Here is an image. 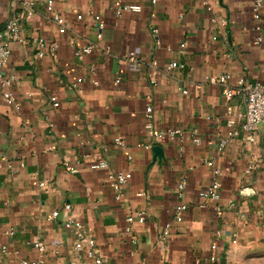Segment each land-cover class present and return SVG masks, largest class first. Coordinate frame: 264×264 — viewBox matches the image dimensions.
I'll return each instance as SVG.
<instances>
[{
    "label": "crops",
    "instance_id": "crops-1",
    "mask_svg": "<svg viewBox=\"0 0 264 264\" xmlns=\"http://www.w3.org/2000/svg\"><path fill=\"white\" fill-rule=\"evenodd\" d=\"M28 1L34 12L3 72L16 81L6 87L0 80V264H95L75 249L87 237L104 264H211L214 244L223 264H264V125L250 143L240 99L228 100L217 81H264V0L259 32L258 0ZM10 2L0 0V27ZM49 2L64 25L49 18ZM122 4L142 11L119 15ZM90 43L98 48L79 58ZM131 53L140 62L127 61ZM153 61L184 67L157 73ZM175 129L182 140L155 136ZM100 160L108 167L92 169ZM208 162L221 172L219 201L199 196L212 181ZM112 172L132 177L115 190ZM182 203L189 210L177 223ZM142 214L144 223L127 222ZM68 221L83 231L65 228ZM168 223L171 233L160 240Z\"/></svg>",
    "mask_w": 264,
    "mask_h": 264
},
{
    "label": "built area",
    "instance_id": "built-area-1",
    "mask_svg": "<svg viewBox=\"0 0 264 264\" xmlns=\"http://www.w3.org/2000/svg\"><path fill=\"white\" fill-rule=\"evenodd\" d=\"M119 3H122L123 0H118ZM155 3V1H153ZM263 6V3L261 0H258L255 4L254 12H255V19L257 21L256 30L259 32L261 30V15L260 11ZM35 8V2L34 1H28V0H11L10 2V10H11V16L9 19L0 27V80L2 81L3 85L6 87H10L15 81L16 77L14 75L5 76L4 70L8 67L12 55V45L13 43L20 40V32L23 27L24 22L28 17H30ZM208 10H211V8L208 6ZM47 11L49 13V18L56 22L58 25H64L65 22L63 19H61L58 15L54 13V7L52 3L47 4ZM142 11V8L140 6H134V5H120L117 7V14H122L123 12H132V13H140ZM80 18V17H79ZM95 20L98 22V34L97 39H102V30H103V24L101 22V18L99 16L95 17ZM216 19L213 20L215 22ZM224 24V22H223ZM153 33L155 35H158L159 30L153 29ZM263 38L261 36H258L256 40V44L259 45L262 43ZM158 42V41H157ZM41 51L39 53L40 57L44 56V45L40 43ZM182 47H185V45H182ZM98 48L97 43H90L86 47H84L82 50L78 51L76 54L79 58H82L84 55L93 53ZM52 51H55L56 46L53 45L51 47ZM127 61L130 62H140L138 57L131 53L126 57ZM151 66L157 71V73H170L174 69L177 68H183L184 65H181L177 62L171 63L170 65L161 68L157 61H153L151 63ZM227 75H222L218 78L217 81L221 85H223L224 88V96L228 100H232L233 98L238 97L241 101L242 106L244 107V116L243 121L240 125L242 133L245 135L246 139L250 143L256 142V135L258 132V129L261 125H264V81H256L251 82L246 77H240L236 84L234 86H228L227 84ZM214 81V80H213ZM152 84H157V80L154 79L152 81ZM9 104H14L15 99L6 96ZM57 106L58 104L55 103ZM148 113V120L149 123L147 124L146 128L151 130L152 126L150 124V121L153 118V109L152 107L147 108ZM235 121L229 122V127L233 128L235 125ZM235 133L231 132L229 133V136H233ZM157 139H163L164 137H168L172 141H176L179 139H183L184 132L181 129H175L168 132H157L155 134ZM117 144L124 146L125 144L117 139ZM195 142L198 143L199 139H195ZM146 149H153L151 145H145ZM225 147V144L221 145V150ZM131 160L132 158L129 157ZM209 165L212 166V181L209 187L202 190L199 193V196L203 200H213V201H219L221 199V188H222V182H221V172L218 168L214 167L212 162H208ZM64 165L68 171L71 173H77L78 170L74 165H71L69 162L65 161ZM24 165H22L23 167ZM108 167V163L106 160H100L96 163H93L91 165V168L94 170L98 169H106ZM132 175L131 173H122V172H112L108 175L107 181L109 185L114 188L115 190H119L122 186H124L130 179ZM45 184H41V186H44ZM185 189V183H181L179 185V191L182 192ZM189 207L186 204H180L176 207L173 213V221L177 223L183 222L184 214L188 212ZM59 216L58 212H54L52 214L51 219H57ZM146 220V217L144 214L139 215L138 217L129 216L127 218L128 223H133L135 221H138L140 223H144ZM65 228L67 229H74L77 232H81L84 229V226L80 222H74V221H68L65 223ZM172 229V223H168L161 234L159 235L160 240H165L171 233ZM8 236H13L14 231H8ZM86 244L83 242H78L75 245V249L78 251L84 250L86 253V256L89 259H92L95 264H104L102 258L98 254L96 250V242L92 237L86 238ZM34 247L38 249L39 251H44L45 246L40 242H35ZM3 252L7 251V246H3ZM213 254L206 259L211 264H223L224 259H221V257L217 254V245L214 244L212 246ZM200 263V262H199ZM20 264H30L28 261H22ZM31 264H42V262L37 261L35 263Z\"/></svg>",
    "mask_w": 264,
    "mask_h": 264
},
{
    "label": "water",
    "instance_id": "water-1",
    "mask_svg": "<svg viewBox=\"0 0 264 264\" xmlns=\"http://www.w3.org/2000/svg\"><path fill=\"white\" fill-rule=\"evenodd\" d=\"M157 150H158L157 147H154V148H153V152H154V153H158Z\"/></svg>",
    "mask_w": 264,
    "mask_h": 264
}]
</instances>
